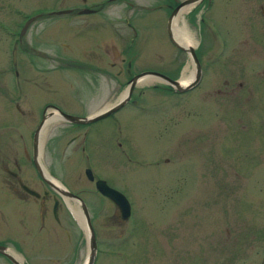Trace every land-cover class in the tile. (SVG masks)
Returning a JSON list of instances; mask_svg holds the SVG:
<instances>
[{"label":"flooded vegetation","instance_id":"1","mask_svg":"<svg viewBox=\"0 0 264 264\" xmlns=\"http://www.w3.org/2000/svg\"><path fill=\"white\" fill-rule=\"evenodd\" d=\"M87 1L78 0L63 9H50L45 12L50 16L62 15L64 22L67 20L78 24L72 30L78 35L82 34L78 51L73 50L62 37L61 40H52L46 34V42L42 48L44 50L37 48L38 42L34 38L32 44L27 46V51H19L28 55L27 65L21 69L20 57L15 49L22 48L21 37L25 27L20 28L18 34L13 36L7 65L14 86L8 90L4 84H0V108L8 107L9 111L4 116L0 115V264H149L150 246L162 257L156 259L154 264H175V261H179L181 199L196 196L199 170L204 171L205 214L210 219L208 224H211V177L214 166L211 120L207 122L204 132L203 155H197V143L201 137L196 132L180 129L166 144L167 131H163L164 128L157 124V135H151V138L162 145L151 156L153 162L136 166L141 167L143 176L148 180L142 196L146 211L156 210L163 215V219L155 222L151 219L157 225V230L150 231V218L147 216L143 222V233L140 228V234H137L134 211L140 205L133 203V200L137 201L136 191L127 183L129 189L125 188L129 194L126 193L125 188L117 185L109 175L110 173L115 176L112 168L117 153L121 155L124 152L128 158L125 150L126 138L121 135L120 126L110 122L108 131L100 132L98 124L104 117L92 119L93 113L99 108L79 115L65 110V106L69 101L68 88L76 95L73 102L82 103L93 98L100 101L103 92L115 103L124 95L122 93L117 97L116 76H125L124 85H128L132 76L142 72H155L169 77L172 70L180 72V59L183 57L193 62L194 75L199 70L201 79V58L204 55L197 52L199 43L194 45L195 43L185 44L179 41V37L173 32L174 19L168 22L172 10L183 0H159L157 4L150 6L134 5L129 0H116L117 3L112 0ZM201 1L193 3L192 6L195 7L191 12L197 14L199 8L201 10V4L196 5ZM182 7L183 5L176 10V17ZM151 12L158 13L159 20L165 23V33L171 48L166 60L158 49L142 51V48L136 46L140 39L136 32L137 20ZM260 12L263 13L262 7ZM187 15H181L180 18L184 19L182 21L187 27L184 28L192 36L190 27L194 23L185 18ZM162 16L165 17L164 20ZM180 18L177 26L183 24ZM101 30H107L108 33H101ZM170 34L174 42L170 39ZM185 46L193 48L198 65L185 50ZM141 54L143 57H140ZM69 70L75 71L77 82H70ZM3 75L1 72L0 78ZM176 78L175 76L171 79ZM102 79L107 81L103 89L100 86ZM159 81L152 84L151 89L171 100V103L177 102V95L193 88H185L180 83L178 88ZM227 85L224 82V89L213 90L216 94H227L234 90L226 88ZM242 85L237 83L239 88ZM135 86L136 82L128 97L123 100L124 103L130 102L139 107L143 102L142 106H147L144 99H138L141 91L134 94ZM85 89L88 96L81 98L80 93ZM125 91L126 87L123 92ZM256 95L257 99L248 102L253 105L254 112L259 110V88ZM192 96L196 99V95ZM242 102V112L251 110V107H244L246 101ZM188 103L193 106L195 101ZM66 114L78 116L82 120L70 121ZM85 117L87 118L83 119ZM258 121L249 124L244 121L248 127L252 126L250 132L243 126L244 122L240 123L241 130L236 133L237 155L241 158L238 166L241 169H236L235 173L255 171L251 178L243 180L252 188L260 181L261 168L259 162H256L260 149V137L256 134L259 132ZM182 152L188 154V161L184 158L183 163L180 159ZM58 155L64 157L56 159ZM45 156H49L48 161L44 160ZM55 167L62 170L76 168L77 174L75 178L65 181L52 173L51 170ZM129 169L133 168L125 169L123 173ZM80 170L83 171L85 181ZM86 170L92 176L91 179L86 176ZM118 180L121 184L125 183L122 175H119ZM81 182L90 188L84 189ZM86 194L91 195V213L85 200L90 195ZM81 202L92 227L93 248L80 236L84 231L87 236L85 210ZM244 212L242 211L239 218ZM253 214L256 216L251 218L259 220L253 222L255 226L251 227L256 241L251 249L254 248L255 256L262 259V263L259 261L256 264H264V225L260 226V212L257 210ZM69 222H73L78 230L77 236L75 235L76 243L69 239ZM244 232L245 230L240 233L241 236ZM136 235L139 236V242L136 240L134 245L133 238ZM249 245L247 243V247ZM216 247L221 255L217 259L218 264H245L243 251L248 249L243 242L225 243ZM213 250V246L208 244L207 264H213Z\"/></svg>","mask_w":264,"mask_h":264},{"label":"rangeland","instance_id":"2","mask_svg":"<svg viewBox=\"0 0 264 264\" xmlns=\"http://www.w3.org/2000/svg\"><path fill=\"white\" fill-rule=\"evenodd\" d=\"M77 1L0 0V75L1 72L4 74L0 78L1 85L4 84L8 90L14 86V80L8 71V52L13 46V36L15 37L18 34L19 29L27 21L28 23L21 37L22 48L15 49L16 54L20 57L21 69L27 65L26 57L28 55L20 52L23 50L27 51V46L32 44L31 41L34 38L36 43L38 42L37 48L41 50L46 42V34L52 40H61L62 37L68 41L69 46H72L73 50H79L80 46L78 44L82 34L78 35L72 31L78 24L74 21L66 20L64 22L65 18L62 15L50 16L45 14L50 9H63L75 4ZM88 1L99 2L101 0ZM112 1L118 2L116 0ZM129 1L134 3V5L147 6L159 2V0ZM200 4L201 10L199 8L197 14L191 12L195 7L192 6L193 3H191L192 7L182 11L180 14H188L185 18L193 21L194 25H191L190 30L196 40L194 45L199 43V46L197 44V52L199 55H204L201 58L203 74L197 84L191 88V91L187 90L188 92L177 95L176 103H171V100H168L163 95H158L151 89V85L159 83L160 79L152 77L151 82L144 84L136 81L133 92L135 94L137 91H141L142 93L138 99H144L143 101H145L147 106H142L143 102L139 104V107L132 105L130 102H125L118 109L104 116L98 124V130L100 132L108 131V123L111 122L120 126L121 135L126 138L125 150L128 158L125 157L124 152L121 155L117 153L114 168H112L115 176L110 173L109 175L117 185L129 189L127 183H130L133 190L136 191L137 201L133 200V203H139L140 206L134 211V217L137 224L136 233L140 234V228L143 233V222L147 219V216L150 218L148 220L150 231L157 230V225L152 223L151 219L154 222L163 219V215L156 210H153V212L146 211L142 196L146 189L144 185H146L148 180L143 176L141 167L136 166V164L141 165L153 162L154 159H151V156L162 145L153 139L157 135V124L164 128L163 131H167L165 134L166 144L172 140L175 132L180 129L186 132H196L197 136L201 137L197 143V155H203L204 132L207 129V122L211 120L214 159L211 177V224H208L210 219L206 218L205 214L206 184L204 171L199 170L196 196L185 200H183L184 198L181 199L180 238L178 240L180 243V249L178 250L179 261H175V264H207L206 252L208 244H211L214 248L213 264H218L217 259H220L221 255L217 251L218 247L216 246L239 242H243L245 247H247V243L250 244L247 247L248 250L243 251L245 264H256L259 261L262 263V259L255 256L254 248L251 249V245L256 243L251 227L254 225L253 222L259 220L251 217L256 216L253 212L258 210L261 215L260 221L262 224L260 226L264 225V0H209L207 2L202 0L196 5L200 6ZM260 7L263 8V13L260 12ZM35 14L39 15L36 16ZM157 15L159 14L151 12L137 20L136 32L140 39L136 42V46L137 48H142V51L158 49V51H162V57L166 60L170 55L168 51L171 48L165 33V23L161 22ZM164 18L162 16V20ZM153 20L154 22H151ZM101 33H108V31L101 30ZM118 45L120 46L121 44L118 43ZM57 49L60 50V47ZM140 57H143L142 54ZM180 65L182 67L180 72H173L172 70L169 73V77L176 76L179 81L182 70L186 66L187 69L185 70L187 73L193 72V62L189 59L181 58ZM74 73L75 71L69 70L71 83L77 82ZM192 75H194V72ZM124 80L125 76H116L118 83L117 97L123 93L125 87L127 88V84L124 85ZM224 82L228 84L226 88H233L234 90L228 91L227 94H216L213 89H224ZM239 82L243 84L242 88L237 86ZM105 83L107 81L100 80L102 89ZM181 84L184 85L185 83L181 82ZM257 88H259V110L257 112L256 109L254 112L253 105L248 102L251 103L254 98L257 99ZM193 94L196 95V99L192 96ZM106 95V93L102 92L100 101L97 98H93L94 101L91 99L77 103L73 102L76 95L68 88L69 101L68 105L65 106V110L79 115L87 114L101 108L104 104L114 102L113 99L107 98ZM80 96L81 98H86L88 91L86 89L83 90ZM192 99L195 101L194 107L189 106L188 103L193 102ZM242 101H246L244 107H251V110L248 111L246 109L245 112H242ZM7 112H9L8 107L0 108V115L4 116ZM256 120L260 122L259 132L256 133L260 137V149L256 162H259L261 169L260 181L252 188L243 180L251 178V175L256 173L255 171L248 170L235 173L237 172L236 169H241L238 166L241 158L237 155L238 143L236 144V141L238 139L236 133L241 130L240 123L245 121L249 124V122ZM245 122L243 126L248 132L252 131V126L248 127ZM176 123L177 125L175 126ZM189 125H194L195 127H190ZM152 131L155 132L152 134ZM151 135H153L152 138ZM166 144L164 143L163 147ZM225 146H227L226 149ZM184 153L182 152L180 157L182 163L184 158L188 161V154ZM63 157V155H58L55 158L62 159ZM48 158L49 156H45L44 160L48 161ZM131 167L135 170L129 169V171L123 173L125 169ZM99 168L103 171H108L106 168ZM51 171L58 178L65 181L75 178L77 174L76 168L62 170L55 167ZM81 174L85 181L83 171H81ZM119 175L123 176L124 184H121L118 180ZM81 185L84 189L90 188L84 182H81ZM126 188L124 190L128 193ZM85 200L91 213V195L85 197ZM242 211L245 212L239 218ZM68 227L69 239L71 242L76 243L75 235L77 236L78 230L75 229L73 222H69ZM243 230L245 232L241 236L240 233ZM80 236L87 243L85 231ZM138 238L139 236L136 235L133 238V243ZM161 258L150 246L148 250L149 264H154L156 259ZM112 259L114 258L112 257Z\"/></svg>","mask_w":264,"mask_h":264},{"label":"water","instance_id":"3","mask_svg":"<svg viewBox=\"0 0 264 264\" xmlns=\"http://www.w3.org/2000/svg\"><path fill=\"white\" fill-rule=\"evenodd\" d=\"M199 0H183L181 1L171 12L170 16H169V20L168 22H170L172 20V17L175 16L176 14V10L180 7V6H185V5H188V4H191V3H195ZM28 23V21L25 23L24 27L26 26V24ZM24 29V28H23ZM22 29V31H23ZM170 39L173 41V38L170 34ZM185 48V47H184ZM185 50H187L189 53H190V56L192 58V60H194V62L197 64V61H196V58H195V55H194V52H193V48L192 47H187L185 48ZM198 65V64H197ZM143 76H152V77H156L172 86H175V87H178L180 88L179 86V81L178 79H171L169 78L168 76L166 75H163V74H160V73H155V72H142V73H138L134 76H132V78L129 80V83L127 85V88H126V92L124 93V95L122 97H120V99L111 104V105H108V106H104L102 107L101 109H99L98 111H96L95 113H93L92 115V119H97V118H100V117H104L106 115H108L109 113H111L112 111L118 109L120 106H122V104L124 103V99L128 97V93L130 91V89L132 88V86L135 84L136 81H138V79L140 77H143ZM200 79V73H199V70L197 71V73L195 75H193L192 79L190 81H188L186 84H184L186 87L185 88H189V87H192L194 86L195 84H197V82L199 81ZM67 118L70 120V121H73V122H79L82 120V118L78 117V116H74V115H70V114H66ZM87 117L83 118V119H86ZM86 176L91 179L92 176L89 174V172L86 170ZM81 204L83 205L84 207V204L81 202ZM84 210H85V213H84V216H85V227L87 229V242L91 244L92 248H93V243H94V239H93V232H92V227H91V224H90V221H89V218H88V214L86 213V209L84 207Z\"/></svg>","mask_w":264,"mask_h":264},{"label":"bare ground","instance_id":"4","mask_svg":"<svg viewBox=\"0 0 264 264\" xmlns=\"http://www.w3.org/2000/svg\"><path fill=\"white\" fill-rule=\"evenodd\" d=\"M190 7H191V4H188L186 6H183L182 9L179 11L178 16L177 17L176 16L174 17V23H173V32H174V35L177 38L179 37L178 40L181 41V42H183V43H185V44H190V43L194 44L195 43V39H194L193 35L191 36V34L188 33V32H186V29L184 28L185 25H184V22L182 21L184 19L180 18L181 12L184 11V10H186V9H188V8H190ZM179 18H180V20L183 23L181 26H177V23H178L177 20ZM185 47H187V46H185ZM185 69H187V66L182 70V74H181V78L179 80L180 81L179 83L182 82V83H185L186 84L188 81H190L192 79V76H193L192 75V72L187 73ZM151 78H152V76H143V77H140L138 79V83L144 84V83L151 82L152 81ZM124 93L125 92H123V94Z\"/></svg>","mask_w":264,"mask_h":264}]
</instances>
